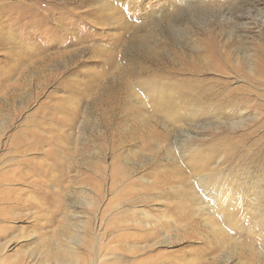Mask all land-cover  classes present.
Listing matches in <instances>:
<instances>
[{
  "label": "rangeland",
  "instance_id": "374dc122",
  "mask_svg": "<svg viewBox=\"0 0 264 264\" xmlns=\"http://www.w3.org/2000/svg\"><path fill=\"white\" fill-rule=\"evenodd\" d=\"M85 1L0 0V77L27 67L0 92V196L29 209L0 264H264V91L242 124L213 100L175 127L165 102L180 67L249 87L198 57L259 67L264 0Z\"/></svg>",
  "mask_w": 264,
  "mask_h": 264
},
{
  "label": "bare ground",
  "instance_id": "6f19581e",
  "mask_svg": "<svg viewBox=\"0 0 264 264\" xmlns=\"http://www.w3.org/2000/svg\"><path fill=\"white\" fill-rule=\"evenodd\" d=\"M199 1L201 3V0H199ZM88 2H93V4H90L93 6V10L91 9V13L88 14L89 17H93V16L104 17L105 15H107V14H105L106 9L111 8V10H112V7H109L108 0H86L85 1V3H88ZM92 51H93V54L97 53V48H93ZM217 54H218V52L215 51L213 49V47H209L205 50L204 54H202L201 56H199V54H198L197 56H199L201 59L199 57H198V59L200 61L202 60L203 62H205V64H211L212 62H214V66L212 65L210 68H208L209 70H211L215 73H219L220 76H222V77H223V74H228L229 72H233L236 76L242 77L243 80L245 81V83H247V86H249V87H245V86L241 87L242 90L240 92L239 90H237L238 88L234 89L231 84H228L227 82L222 81L221 79L213 80V83H214L213 87H209L206 84L205 85H198L199 82H201V81L197 78V76L202 74L201 68L198 67L197 65H193L189 68H181L180 67V69L178 70V74L180 76H182L186 72L190 77L187 79L180 78V79H178V81H176V83L168 80V82H169L168 91L169 90H170V92L172 91V94L174 96H176L175 97L176 100L166 99L165 102H166V106L169 109H175V110H184L185 109L186 114H184V116H183V113H181L182 111H180V113L178 114V117L174 116L172 114H169L168 115V122L171 125H174L175 127H179L183 121H187V122H191V123H197L198 119L203 118V117L200 114L195 113V111L196 110L198 111L199 109L204 111V109L206 107L213 106L214 105L213 100H215L216 102H220L221 104L225 105L226 107H230V111L228 112V115L229 116H235L237 114L236 116L239 117L241 124H242V120L244 119V114H245L243 111V108H245L248 101L245 98L241 99L238 95L241 96V95H244L245 93H250V91H252V89H256V90L258 89V90L264 91V59L261 60L259 67H257L255 65L256 66L255 69H254L253 65L252 66L249 65V70L247 72L244 69H242L240 66L234 65L231 67L228 60L226 63H223L222 60L221 61L215 60ZM197 56H196V58H197ZM224 57H225V55H224ZM35 63L36 62H33V64H35ZM21 66L23 68H21ZM21 66H20V69L18 70V71H21L20 72V78L27 71V69H25L27 67H24L26 65H24V66L21 65ZM20 78L15 79L14 76H12V74L8 75V73L3 77L1 76L0 77L1 95L4 96V95L8 94L9 92L18 90L21 86ZM260 97H262V96H260ZM249 103H250V101H249ZM245 109H247V108H245ZM211 110H213V109L210 108L209 111H211ZM260 111H261V109H260ZM181 119H184V120L181 121ZM234 127H236V126H234ZM226 143L227 144L224 147L228 148L230 150V152H232L233 143L230 141H229V143L228 142H226ZM261 145H262L261 154H263V158H264V150H263L264 144H261ZM249 150H250V148L248 149L247 153L249 152ZM214 180H215V178H212L211 184H213ZM14 197H16V196L14 195ZM8 198H10V197L0 196V221L2 220L3 222H7V220H10V221L13 220V222H15V218H19L21 216L22 212L23 213L29 212V209H27L26 211H23L22 210L23 208H20L23 203H21L20 202L21 200L17 199V198H16L17 199L16 202L12 201L11 205H15L13 210H11V209L8 210L10 205H8V204L5 205L4 204L5 202H3L4 200H6V203L11 202V200H9ZM16 207H18V208H16ZM19 211H21V212H19ZM9 229H10V227H8L7 224L0 225V231H2V232H0V237L6 236L9 233L8 231H10Z\"/></svg>",
  "mask_w": 264,
  "mask_h": 264
}]
</instances>
